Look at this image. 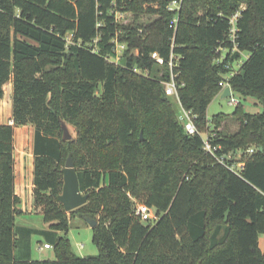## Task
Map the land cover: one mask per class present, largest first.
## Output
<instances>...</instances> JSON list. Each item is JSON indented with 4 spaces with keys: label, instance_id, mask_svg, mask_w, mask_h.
Wrapping results in <instances>:
<instances>
[{
    "label": "trees",
    "instance_id": "obj_1",
    "mask_svg": "<svg viewBox=\"0 0 264 264\" xmlns=\"http://www.w3.org/2000/svg\"><path fill=\"white\" fill-rule=\"evenodd\" d=\"M170 1L0 0V96L11 80L13 121L0 124V264H264V0H178L176 8ZM126 12L135 14L131 23L117 19ZM143 15L154 18L137 21ZM116 32L126 45L120 64L106 58ZM171 73L199 133L185 131L176 98L165 94ZM221 80L262 111L239 102L233 113L209 118ZM152 111L161 120L156 137L144 118ZM229 116L233 134L219 129ZM63 122L75 137L63 138ZM27 124L34 127L33 209L56 231L67 232L74 217L95 219L97 254L81 256L60 236L54 260L15 258L22 210L13 133ZM205 127L218 153L255 148L242 169L203 149ZM69 154L88 198L65 211L57 196ZM139 203L155 217L141 219Z\"/></svg>",
    "mask_w": 264,
    "mask_h": 264
},
{
    "label": "rangeland",
    "instance_id": "obj_2",
    "mask_svg": "<svg viewBox=\"0 0 264 264\" xmlns=\"http://www.w3.org/2000/svg\"><path fill=\"white\" fill-rule=\"evenodd\" d=\"M135 14L132 12L123 13L119 20L122 23H131L134 21ZM153 15H143L138 18L139 22H148ZM245 54V53H244ZM244 57V56H243ZM237 65L234 66L236 70ZM161 73H158L160 75ZM12 90H7L3 97H11ZM233 95L239 98L241 108L249 113L262 111V106L253 97H242L239 93L233 90ZM236 108L235 104L229 102L228 97L221 98L220 95L212 98L206 108V113L209 118L219 113L231 114ZM150 120V132L153 137H156L161 131V120L158 112H149L144 114ZM146 125V124H145ZM226 134H233L237 130V122L229 116L227 120H222L219 127ZM201 134L210 132L209 129H199ZM74 131L70 127V135ZM140 136H143V130L140 129ZM27 203H24L26 208L24 215L16 217L14 224V232L16 236V245L14 248V256L16 259H31V260H46L55 259L53 244L60 236H67L70 242L71 250L81 256L95 255L98 249L92 242V228L83 221L80 217H74L70 220L67 232L56 231L49 228L40 213H36L32 208L27 210ZM153 210V209H152ZM264 237V235H261ZM50 243L52 247H44V243ZM264 249V243L261 242Z\"/></svg>",
    "mask_w": 264,
    "mask_h": 264
},
{
    "label": "built area",
    "instance_id": "obj_3",
    "mask_svg": "<svg viewBox=\"0 0 264 264\" xmlns=\"http://www.w3.org/2000/svg\"><path fill=\"white\" fill-rule=\"evenodd\" d=\"M178 7V0H171L170 1V8H176ZM122 14H117V19L119 20L120 16ZM117 32L116 36L113 37L112 41L114 43L113 48H112V53L107 55V59L115 64H120L123 56V51L126 48L125 43L120 42L118 37H117ZM151 57L155 59L158 63H163V58L160 57V55L154 51L151 54ZM173 55H170V59L168 61L169 67L172 68L173 66ZM135 72H140L138 68H133ZM148 71L144 72V75H148ZM164 83V91L165 94L174 96L176 98V101L178 103L179 107V115L178 118L181 121L185 131L188 134H196L199 133L198 129L195 126L194 123V118L195 116L189 109H185L178 97V91H177V84L175 80V75L174 73H171V77L169 80H166L163 82ZM219 85L221 86L220 93L226 86H230L229 83L226 80H221L219 82ZM231 88V86H230ZM229 98V102L232 104H238L240 102L239 98L235 97L233 95V90L232 88L230 89V95L227 96ZM210 136H214V133L210 129V132L205 133L204 135L202 134L203 137V149L211 154L219 163L222 165L226 166L228 169L237 172L240 169H242L244 165V158L248 154H252L255 151V148L250 147L246 150H230L227 152L223 153H218V150L221 149V146L219 144H212ZM135 213L141 218V219H149V218H154L155 217V212L152 210V208L148 207L145 204H137L135 208ZM44 247H52L51 245L44 244Z\"/></svg>",
    "mask_w": 264,
    "mask_h": 264
},
{
    "label": "crops",
    "instance_id": "obj_4",
    "mask_svg": "<svg viewBox=\"0 0 264 264\" xmlns=\"http://www.w3.org/2000/svg\"><path fill=\"white\" fill-rule=\"evenodd\" d=\"M243 58L247 54H243ZM3 95L0 96V124H12V98L3 97L5 92L9 89L12 90V81H7L3 87ZM73 137L76 132L73 127ZM34 127L30 124L14 127L13 133V157H14V189L15 193L19 196L21 203L20 208L22 214L17 215L20 217L24 215L26 208L23 206L27 203V210L32 208L33 204V167H34ZM259 245L261 249V242L264 243V237L259 236ZM45 244V243H44ZM264 250V249H263Z\"/></svg>",
    "mask_w": 264,
    "mask_h": 264
},
{
    "label": "water",
    "instance_id": "obj_5",
    "mask_svg": "<svg viewBox=\"0 0 264 264\" xmlns=\"http://www.w3.org/2000/svg\"><path fill=\"white\" fill-rule=\"evenodd\" d=\"M230 89H231L230 86H226L219 94L220 97L223 98L229 96ZM62 127H63V138L64 139L73 138V136L70 135V127L73 130V126L63 122ZM61 171L63 174V185H62V191L57 196V198L59 202L62 203L65 211H71L85 204L88 198V194L80 190L79 179L74 164V160L71 154L67 156ZM84 220L87 222V224L90 227H94L97 223L95 219H92L87 216L84 217Z\"/></svg>",
    "mask_w": 264,
    "mask_h": 264
}]
</instances>
